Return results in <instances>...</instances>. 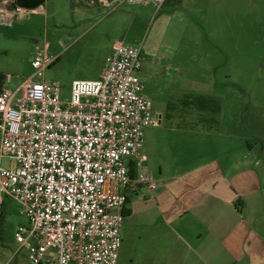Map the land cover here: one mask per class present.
Instances as JSON below:
<instances>
[{"label":"built area","instance_id":"1","mask_svg":"<svg viewBox=\"0 0 264 264\" xmlns=\"http://www.w3.org/2000/svg\"><path fill=\"white\" fill-rule=\"evenodd\" d=\"M166 1L99 0L112 9L125 3L156 11ZM41 9L0 0V25ZM47 47L37 49L32 74L14 90L0 86V160H8L0 167V209L5 195L27 218L13 238L28 264H118L128 201L121 189L157 187L143 144L144 130L161 118L137 76L141 48L115 43L99 78L71 82L63 103L60 84L44 79L55 62Z\"/></svg>","mask_w":264,"mask_h":264},{"label":"rangeland","instance_id":"2","mask_svg":"<svg viewBox=\"0 0 264 264\" xmlns=\"http://www.w3.org/2000/svg\"><path fill=\"white\" fill-rule=\"evenodd\" d=\"M211 4L215 10L213 19L207 25L204 23L203 28L199 26L193 36L186 34L190 45L179 50L180 62L173 63L148 49L149 44L156 45L158 36L154 28L159 17L167 15L168 3L159 11L151 5L124 3L108 13L110 9L82 0H45L42 11L26 14L21 21L15 19L10 26L0 25V75L11 77L8 82L3 79L2 85L12 91L30 76L33 72L30 64L37 49L47 43L48 56L55 62L45 70L44 79L60 84V100L66 103L70 99L71 82L99 78L113 44L123 42L141 48L143 61L137 76L144 83V94L151 100L154 116L158 117L162 111V98L174 126L175 122L186 119L187 109L180 103L182 94L196 88L204 90L202 95L214 90L222 96H217L219 101L226 99L241 104L223 102L221 122L224 126L233 124L242 132L234 141L242 149L247 148L245 142L264 143V0H226L225 3L215 0ZM196 22L202 25L201 21ZM209 106L212 110L217 108L213 104ZM166 121L164 118L159 126L144 130L143 152L148 158V173L157 171L158 166L173 169L175 160L166 147L158 158L149 154L154 145L152 132L166 125ZM164 135L167 136L165 132ZM7 166V158L0 160V167ZM3 200L0 264H28L25 250L17 253L18 244L13 238L18 228L26 225L27 218L9 197L3 195ZM152 202L146 200L142 191L131 197L128 207L132 216L125 217L120 228L118 264H159V260L162 263L166 244L160 237L164 230L156 223ZM260 253L254 264H264V250Z\"/></svg>","mask_w":264,"mask_h":264},{"label":"crops","instance_id":"3","mask_svg":"<svg viewBox=\"0 0 264 264\" xmlns=\"http://www.w3.org/2000/svg\"><path fill=\"white\" fill-rule=\"evenodd\" d=\"M214 1L167 0L168 13L159 17L154 28L157 42L149 44L150 52L176 63L179 50L190 45L186 34L193 36L199 26L203 28L204 23L207 25L213 19ZM83 2L110 9L108 13L116 10L102 6L99 0ZM193 91L182 94L180 103L187 109L186 119L174 126L161 98L163 107L157 116L161 118L160 124L164 118L167 121L152 132L154 145L149 154L158 158L166 147L175 163L173 169L158 166L157 171H150L157 186L153 192L139 187L135 194L132 192L135 185L121 189L129 200L125 208H129L131 197L141 191L146 200L153 201L156 223L164 230L160 238L166 244L161 264H254L260 250H264V143L245 142L247 148L242 149L234 141L242 134L240 128L221 122L223 102L240 103L219 101L217 96H222L214 90L206 95L201 94L204 91L201 89ZM209 104L217 108L212 110ZM241 150L244 151L240 153ZM238 200L241 213L235 208ZM131 216L132 211L127 218Z\"/></svg>","mask_w":264,"mask_h":264},{"label":"water","instance_id":"4","mask_svg":"<svg viewBox=\"0 0 264 264\" xmlns=\"http://www.w3.org/2000/svg\"><path fill=\"white\" fill-rule=\"evenodd\" d=\"M44 1L45 0H17V6L24 8V9L33 10V9L39 8L44 3ZM5 9L12 11L14 10V7L8 6Z\"/></svg>","mask_w":264,"mask_h":264},{"label":"trees","instance_id":"5","mask_svg":"<svg viewBox=\"0 0 264 264\" xmlns=\"http://www.w3.org/2000/svg\"><path fill=\"white\" fill-rule=\"evenodd\" d=\"M3 77L0 75V86L2 85V81H3ZM131 172H133L132 170H131ZM129 202V200L127 201V203ZM235 208H237V210L241 213L242 212V208H241V201H237L236 202V204H235ZM1 214H0V216L2 215V212H0ZM123 214H124V216L125 217H127V216H130V210H129V208H124L123 209Z\"/></svg>","mask_w":264,"mask_h":264}]
</instances>
